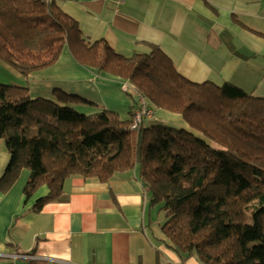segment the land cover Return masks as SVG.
<instances>
[{"label":"trees","instance_id":"obj_1","mask_svg":"<svg viewBox=\"0 0 264 264\" xmlns=\"http://www.w3.org/2000/svg\"><path fill=\"white\" fill-rule=\"evenodd\" d=\"M66 46L82 65L128 82L129 111L85 112L75 105L100 104L59 89L34 97L26 86L0 83V139L10 153L0 191L28 169L27 198L49 188L33 206L39 211L62 198L69 177L107 182L136 169L151 205L165 213L168 248L202 264H264V97L231 81H192L158 45L125 56L105 39L92 41L57 0H0L1 61L28 77ZM139 94L150 110L178 113L188 127L154 115L133 126Z\"/></svg>","mask_w":264,"mask_h":264},{"label":"crops","instance_id":"obj_2","mask_svg":"<svg viewBox=\"0 0 264 264\" xmlns=\"http://www.w3.org/2000/svg\"><path fill=\"white\" fill-rule=\"evenodd\" d=\"M90 40L105 39L125 56L158 45L177 70L195 82L231 81L264 97V0H57ZM29 88L32 96L55 90L100 104L75 105L92 112L108 108L121 115L131 100L124 79L79 63L66 46L51 66L26 77L0 60V79ZM161 120L188 127L174 112L158 110ZM10 158L0 139V176ZM24 169L12 188L0 191V264H202L182 258L164 243L150 193L136 169L107 182L72 176L60 200L33 209L47 195L44 185L29 198Z\"/></svg>","mask_w":264,"mask_h":264},{"label":"rangeland","instance_id":"obj_3","mask_svg":"<svg viewBox=\"0 0 264 264\" xmlns=\"http://www.w3.org/2000/svg\"><path fill=\"white\" fill-rule=\"evenodd\" d=\"M0 83H3V84H14V83H11V79H8V77H5V80H2V79H0ZM129 87V84H128V82L127 81H124V83H123V85H122V88H123V90L124 91H126L127 90V88ZM140 95V97H139V101L141 102V109H142V111L144 110V109H149V107H148V101L143 97V95H141V94H139ZM140 109V110H141ZM139 110V111H140ZM138 113V112H137ZM137 115V114H136ZM155 116V118H156V116H157V111H155V110H151L150 111V115H146V114H142V116H146V119H147V117L149 116V117H154ZM158 117V116H157ZM142 118V117H141ZM141 120V119H140ZM135 121H136V117H135V119H134V124H135ZM139 122V121H138ZM138 122H137V124H138ZM164 123H167V124H169L168 123V121L167 120H164L163 121ZM149 124V123H148ZM170 125V124H169ZM134 126V125H133ZM177 126V125H176ZM179 127V126H178ZM3 140V139H2ZM4 141V140H3ZM155 216H156V223L155 224H157V222H163L164 220H165V213L164 212H161V211H159L157 208H156V210H155ZM246 240H247V242H248V244L249 245H253L254 243H255V236H254V232H253V227H252V220L251 219H249L248 220V223H247V228H246Z\"/></svg>","mask_w":264,"mask_h":264},{"label":"built area","instance_id":"obj_4","mask_svg":"<svg viewBox=\"0 0 264 264\" xmlns=\"http://www.w3.org/2000/svg\"><path fill=\"white\" fill-rule=\"evenodd\" d=\"M109 1H113L114 3L116 4H121L122 2H124V0H109ZM150 109H144L142 111V109L140 111H138L137 115H136V121H135V124L134 126L137 124L138 121H140L141 117H142V114H146V115H150Z\"/></svg>","mask_w":264,"mask_h":264}]
</instances>
